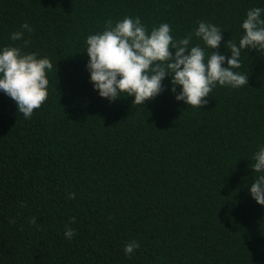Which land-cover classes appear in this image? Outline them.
<instances>
[{
  "label": "trees",
  "instance_id": "16d2710c",
  "mask_svg": "<svg viewBox=\"0 0 264 264\" xmlns=\"http://www.w3.org/2000/svg\"><path fill=\"white\" fill-rule=\"evenodd\" d=\"M253 7L264 0H0V46L52 68L31 120L0 92V264H264V206L249 193L264 52L242 51L248 84L217 85L196 108L174 99L171 77L143 106L101 98L85 51L88 35L125 16L169 23L176 38L204 20L238 42ZM26 22L34 31L12 41ZM130 240L140 248L128 256Z\"/></svg>",
  "mask_w": 264,
  "mask_h": 264
},
{
  "label": "clouds",
  "instance_id": "9594fccd",
  "mask_svg": "<svg viewBox=\"0 0 264 264\" xmlns=\"http://www.w3.org/2000/svg\"><path fill=\"white\" fill-rule=\"evenodd\" d=\"M240 27L243 34L236 42L224 41V31L204 20L194 33L176 38L166 22L149 29L139 16H125L115 23L109 19L102 31L85 40L90 83L109 102L131 96L133 105L143 106L166 90L164 81L171 77L169 90L174 99L202 108L217 85L238 89L248 84V76L239 71L242 51L264 52V8H250ZM25 31L34 29L26 22L21 30L10 33V39L23 40ZM193 35L199 42L193 43ZM222 41L225 52L219 51ZM51 71L46 58L38 59L18 46H0V92L15 102L17 114L25 121L45 104ZM250 167L255 180L249 193L264 206V144L253 154ZM64 235L71 240L75 229L66 225ZM139 248V242L130 240L123 251L131 256Z\"/></svg>",
  "mask_w": 264,
  "mask_h": 264
}]
</instances>
